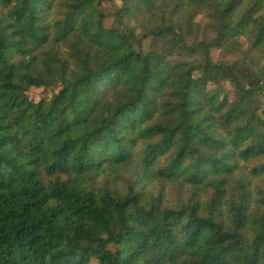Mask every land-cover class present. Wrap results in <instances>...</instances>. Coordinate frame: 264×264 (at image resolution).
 Instances as JSON below:
<instances>
[{"label":"trees","instance_id":"1","mask_svg":"<svg viewBox=\"0 0 264 264\" xmlns=\"http://www.w3.org/2000/svg\"><path fill=\"white\" fill-rule=\"evenodd\" d=\"M93 261L264 264V0H0V264Z\"/></svg>","mask_w":264,"mask_h":264},{"label":"rangeland","instance_id":"2","mask_svg":"<svg viewBox=\"0 0 264 264\" xmlns=\"http://www.w3.org/2000/svg\"><path fill=\"white\" fill-rule=\"evenodd\" d=\"M116 3L119 4L118 2H116ZM105 8H106L107 12L113 11L115 9L112 3L106 5ZM198 21L204 25L206 24L205 19H203L202 17H199ZM212 55H213V58L215 61H223L226 63H232L236 60H241L243 58V56L241 54L232 53L229 51L223 52L222 50H218V49L213 50ZM51 94L52 93L50 90H44L42 88H32L29 91V96L34 100H40L41 98H49L51 96ZM126 178H128V177H126ZM103 180H105V179H103ZM121 184L123 186H125L124 181H122ZM91 264H97V262L93 261Z\"/></svg>","mask_w":264,"mask_h":264}]
</instances>
